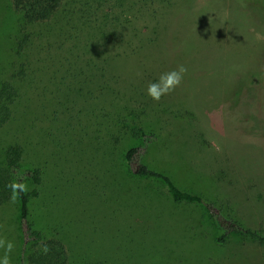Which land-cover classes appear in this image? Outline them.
I'll list each match as a JSON object with an SVG mask.
<instances>
[{
    "label": "rangeland",
    "instance_id": "374dc122",
    "mask_svg": "<svg viewBox=\"0 0 264 264\" xmlns=\"http://www.w3.org/2000/svg\"><path fill=\"white\" fill-rule=\"evenodd\" d=\"M58 14L25 26L12 0H0V83L22 79L19 116L0 131V166L5 144H30L24 166L43 171L30 205L37 227L60 225L70 264L94 252L106 264H264V245L237 236L216 245L200 207L174 203L161 182L122 163L137 143L124 128L138 121L154 138L150 167L264 235V0H61ZM180 65L181 84L153 101L147 85ZM69 89L83 99L62 101ZM78 137L77 165H56L52 145ZM18 217L17 199L0 205L9 264H19Z\"/></svg>",
    "mask_w": 264,
    "mask_h": 264
},
{
    "label": "trees",
    "instance_id": "16d2710c",
    "mask_svg": "<svg viewBox=\"0 0 264 264\" xmlns=\"http://www.w3.org/2000/svg\"><path fill=\"white\" fill-rule=\"evenodd\" d=\"M60 2L61 0H12L15 10L22 14L25 26L43 24L63 18H60V15L58 14ZM25 39L26 38H24L23 41ZM25 43L26 41L21 43L20 48H22ZM95 67H98L99 69L101 68V66ZM93 76L100 80L105 77L104 74H95ZM80 79L81 78H79L78 81ZM85 79L84 82L82 78L77 83H91V79ZM21 81L22 79L17 81L14 85L10 84L8 81L0 83V131L8 125H13V120L19 116L15 107L22 103V98L20 97L19 88L17 86ZM71 92H73V89H69L63 94L61 93L60 99L66 101L70 94L71 98L74 94L75 97L78 98H82L84 95L78 93L76 96V92ZM99 92L100 94L97 96L98 98L105 94L102 90ZM122 96L121 93L115 94L117 99ZM131 97L134 98V95ZM37 111H40L41 113L42 110ZM52 114L56 116L55 111L52 112ZM60 120L69 123L67 124V127L72 129L73 127H77L84 135L88 132V124L85 126L77 124L78 122H81V118L78 115H65ZM134 121L135 120L132 121L130 126H126L124 129L128 131L130 137L137 143L125 150L122 156V163L126 165L128 168L127 170L132 177L136 179L159 181L165 186L168 197L174 203L190 204L200 207L206 216V221L212 231V240L216 245H224L231 236L250 239L260 245H264V235L260 231L245 227L239 220L226 214L214 202L205 199L201 194L180 187L171 174L150 167L145 158L147 150L150 144L154 141V138L142 128L138 121ZM25 122L26 121L19 122L13 130ZM81 131H77V133ZM81 139V137H78L76 143H73V140H69V144L67 145L65 144L68 142H54L55 144L52 146H56L57 148L56 165H74L76 160L75 144H78L79 141L81 142ZM112 139L114 144L119 142V138L116 136H112ZM29 145L30 144H27L26 141H10L1 149L4 165L0 166V205L6 204L11 200V190L7 187L9 182H22L25 185L31 184V186H33V190L21 193L17 197L19 203L18 219L21 234L19 264H70L71 243L64 238V235L67 234H61L58 231L60 225L50 223L48 226L53 227V230L44 233L43 230L37 227L36 223L31 218V201L38 199L40 196V187L43 184V171L40 167L42 166L41 164L34 166L28 165L29 167H25L27 165L24 164V160L27 155V146ZM83 149H78L79 154H81ZM48 157L49 156L47 155L46 158ZM88 162L90 161L87 160L85 163ZM45 246H47V252L44 251ZM92 255L95 260H91L85 264H106L104 260L100 259L105 258L102 254L94 252Z\"/></svg>",
    "mask_w": 264,
    "mask_h": 264
},
{
    "label": "clouds",
    "instance_id": "9594fccd",
    "mask_svg": "<svg viewBox=\"0 0 264 264\" xmlns=\"http://www.w3.org/2000/svg\"><path fill=\"white\" fill-rule=\"evenodd\" d=\"M186 73L187 68L183 65H180L177 69L161 74L158 80L147 85L146 94L153 101L159 102L163 96L175 91V89L181 84ZM7 187L11 190L10 199L12 202H15L21 193L28 191L27 186L22 182H9ZM13 247L14 245L12 242L0 239V248L5 249V255L3 256L2 260H0V264H9L8 254L11 253ZM44 251H48L47 246H45Z\"/></svg>",
    "mask_w": 264,
    "mask_h": 264
}]
</instances>
